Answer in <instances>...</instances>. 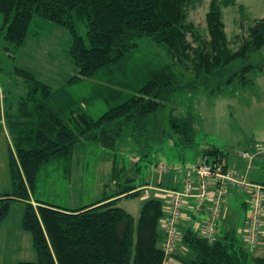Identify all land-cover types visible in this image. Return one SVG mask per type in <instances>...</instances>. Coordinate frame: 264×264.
Here are the masks:
<instances>
[{
    "label": "trees",
    "instance_id": "obj_1",
    "mask_svg": "<svg viewBox=\"0 0 264 264\" xmlns=\"http://www.w3.org/2000/svg\"><path fill=\"white\" fill-rule=\"evenodd\" d=\"M196 3L201 0H0V41L8 57L25 45L37 17L68 32L66 52L75 69L61 89L52 90L14 67V75L21 78L14 84L17 95L4 90L0 119L10 141L11 192L0 194V225L10 202H23L21 226L30 233L36 254L35 261L14 264H164L171 257L178 264H264V253L254 255L250 249L256 246L247 245L243 235L240 240L236 230L229 229L217 238L216 227L210 239L184 230V249L175 254L173 248L165 255L160 227L163 203L146 200L136 220L118 206V200L139 192L127 176L122 186L117 183L116 157L113 194L76 209L34 198L41 171L57 160L69 169L79 143L115 151L132 142L142 157L165 142L192 148L195 115L192 111L167 115L173 98L199 91L208 97L235 93L250 87L254 75L264 73V17L256 19L231 49L221 7L234 1H210L204 14L205 33L189 18ZM141 38L163 51L161 62L154 65L134 57ZM85 83L87 93L75 95L70 90ZM97 100L107 107L94 117L87 109ZM263 144L254 145V156L263 155L258 148ZM202 156L227 170L226 153L216 146L203 149ZM259 185L264 193V185ZM246 221L247 216L243 228ZM258 236L259 231L256 245Z\"/></svg>",
    "mask_w": 264,
    "mask_h": 264
},
{
    "label": "rangeland",
    "instance_id": "obj_2",
    "mask_svg": "<svg viewBox=\"0 0 264 264\" xmlns=\"http://www.w3.org/2000/svg\"><path fill=\"white\" fill-rule=\"evenodd\" d=\"M210 1L201 0V3H196V7L190 11V20L202 33H205L204 14ZM233 1L234 5L221 7L227 39L233 42L230 45L231 49L237 47V41L239 42L240 37L246 33L247 28L256 19L264 17V0ZM80 33L84 35V30H81ZM149 42L147 38L138 39L134 57L149 59L155 65V62H161L165 55L160 48L152 44L149 45ZM69 44L70 37L64 28L37 17L31 22L25 45L15 53L13 58L4 53V44L0 41V68H2L0 69V106L4 90L17 95L14 93L17 92V89H14V84L20 83L21 78L14 75L12 71L14 67L31 73L50 86L52 90L61 89L63 83L73 76L75 71L66 52ZM88 87L89 84L85 83L81 86H73L70 90L75 95H82L87 93ZM106 107L102 100H97L89 105L87 112L98 117ZM187 111H192L195 115L196 134L192 148L180 149L170 142H165L142 157L136 148L133 149L132 142L119 146L115 151L102 149L93 143H79L73 151L69 169L63 167L60 160H57L41 171L37 187L35 184L34 198L54 206L76 209L113 194L116 190L112 173V161L115 157L119 162V168H117L120 169L115 179L120 186L124 184L125 176L133 179L129 182L130 185L140 182L152 183L157 180L164 182L165 175L166 177L174 176V179L177 180V177L180 176L179 170L182 168L185 175L187 168L191 166V164L183 166V163L191 161L189 163L196 165L198 158L203 157L202 150L210 144L226 153L224 161L226 160L230 167H227V170L235 172L237 176L248 182L250 181L248 179L254 177L256 173H260L264 179V162L257 164L254 161L248 176L244 175L245 162L251 158L255 159L256 150L252 151V146L264 142V73L254 75L253 84L250 87L235 93L216 97H208L202 91L194 95H177L166 109L167 115L172 113L175 116L185 115ZM166 112L163 115V120L166 118ZM9 147L10 141L7 138L4 121L0 119L1 193L11 192L8 165ZM244 151L248 153L247 159L241 157ZM122 165L125 172H121ZM171 182L172 180L167 183ZM169 191L171 192L168 190L166 193ZM242 192V190L237 191V196L241 197ZM247 202L249 204V201ZM142 203L140 197L135 196L122 198L118 200L117 204L136 220ZM162 203L166 208L167 201L166 203L162 201ZM23 207V202L12 200L7 216L1 223L0 264L36 260L31 235L21 226ZM262 217H264V205L258 231L262 225ZM160 227L163 225L160 224ZM177 229L180 240L182 232L178 227ZM263 252L264 245L262 246V244L253 251L257 255H261Z\"/></svg>",
    "mask_w": 264,
    "mask_h": 264
},
{
    "label": "built area",
    "instance_id": "obj_3",
    "mask_svg": "<svg viewBox=\"0 0 264 264\" xmlns=\"http://www.w3.org/2000/svg\"><path fill=\"white\" fill-rule=\"evenodd\" d=\"M260 151H264V144L258 147ZM248 153L243 152L242 156L247 157ZM191 175L197 177L198 192L195 198L199 202H203L209 196L210 185H214L210 200L212 202L209 223L202 234L206 238H211L214 233V221L218 216L221 207L222 198L224 197L227 186L233 185L240 188L249 195V214L243 230V241L249 246H256L257 233L261 224V215L264 205V193L261 185L245 181L229 170H222L220 166H213L208 162L207 158L201 157L196 165L187 168L180 189L171 190L168 193L167 206L165 208V217L161 219L160 224L164 231V240L162 242V250L168 255L174 248L176 240H178V223L180 220L179 208L183 203V199L188 197L193 191ZM191 196V195H190ZM164 264H167L165 261Z\"/></svg>",
    "mask_w": 264,
    "mask_h": 264
},
{
    "label": "crops",
    "instance_id": "obj_4",
    "mask_svg": "<svg viewBox=\"0 0 264 264\" xmlns=\"http://www.w3.org/2000/svg\"><path fill=\"white\" fill-rule=\"evenodd\" d=\"M254 157L255 159L249 158L250 160L245 162L246 170L244 171V175L246 174L248 176V172L250 168L253 167L252 165L254 161H256L257 164H262V162H264V155L254 156ZM243 158L247 159V157H243ZM199 160L200 159L198 158L197 162ZM189 162L191 161H186V163H183L184 164L183 166H185L186 164H194V163H189ZM224 164L226 165V168L229 167L226 160L224 161ZM233 173L236 174L235 172ZM183 176H184L183 171L182 172L180 171V176L177 177L178 178L177 180L174 179V176L166 177L165 175L164 182L162 180H157V181H152V183L151 182H140L139 184H133V185L136 186L135 190L139 192L138 196L140 197V200L142 202H145L146 200L150 198H156L166 203L168 199V196H166L168 195V193H166V191L180 189ZM171 180H172L171 182L172 184L167 183V182H170ZM248 180H250L249 182H252V183L264 185V179L262 175H260V173L258 174L256 173L254 177H251V179H248ZM192 182H193L192 195L186 197L183 200V203L181 204L179 208L180 220L178 223V228L179 230H181V232H183L186 229H191V230L196 231L199 235H202V231L206 229L209 223V220L211 218L210 214H211L212 202L210 200V195H212V190L214 188L211 185L210 192H209L210 194L208 198H206L203 202H199L194 196L198 192L196 178H192ZM236 190L238 192L241 191L234 186H228L227 191L224 195V198L222 199L221 207H220V214L217 216V219L214 221V227H216L215 237L217 238H219L223 232L229 229L236 230V234L240 238V240L243 235V230H244L243 226L245 223L246 216L248 215V209H249V204L247 202L248 195L243 191L244 194L242 192L241 194L242 196L239 197V195L237 196ZM0 194H9V193H1L0 191ZM258 241H259L258 245H261V244L262 246L264 245V217H262V225L259 230ZM181 243H182L181 239L180 240L178 239V242L176 243L174 247L175 254L179 253L181 249L182 250L184 249V246ZM254 249H250L252 253ZM254 255H257V254H254ZM167 264H178V262L174 260L173 257H171L169 261H167Z\"/></svg>",
    "mask_w": 264,
    "mask_h": 264
}]
</instances>
